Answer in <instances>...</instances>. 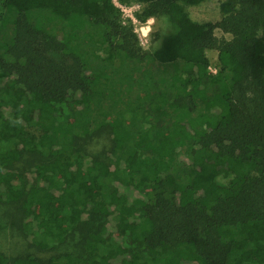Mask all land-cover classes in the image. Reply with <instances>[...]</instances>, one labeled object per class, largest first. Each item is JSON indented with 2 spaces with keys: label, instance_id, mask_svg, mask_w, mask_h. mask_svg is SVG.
Wrapping results in <instances>:
<instances>
[{
  "label": "trees",
  "instance_id": "obj_1",
  "mask_svg": "<svg viewBox=\"0 0 264 264\" xmlns=\"http://www.w3.org/2000/svg\"><path fill=\"white\" fill-rule=\"evenodd\" d=\"M203 1L143 0L151 54L110 0H0V264H264V0Z\"/></svg>",
  "mask_w": 264,
  "mask_h": 264
},
{
  "label": "rangeland",
  "instance_id": "obj_2",
  "mask_svg": "<svg viewBox=\"0 0 264 264\" xmlns=\"http://www.w3.org/2000/svg\"><path fill=\"white\" fill-rule=\"evenodd\" d=\"M187 11L195 22L205 26L208 24H214L221 18L219 2L217 0H205L198 6L188 7ZM173 31L174 28L168 20L166 28H161L160 31L154 33V47L147 52L153 54V51L158 47V45L155 44L156 40L161 42L163 38L171 34ZM216 35L217 37L224 36L219 30L216 31ZM225 37L230 38L229 35H226ZM207 57L210 59L211 68L214 69V71L211 72H216L218 52L215 50L207 51ZM5 215H9V213L0 206V249L10 254L32 253V249L28 246L27 240H25L21 233L17 231L16 226H12L13 218H5Z\"/></svg>",
  "mask_w": 264,
  "mask_h": 264
},
{
  "label": "clouds",
  "instance_id": "obj_3",
  "mask_svg": "<svg viewBox=\"0 0 264 264\" xmlns=\"http://www.w3.org/2000/svg\"><path fill=\"white\" fill-rule=\"evenodd\" d=\"M111 5L119 12L116 23L125 29H130L132 35L137 39V45L144 51H149L154 47L153 35L161 28L167 27L168 18L166 16H147L143 20L139 17L143 14V0H110ZM161 42L156 40L155 44ZM209 71H214L211 67ZM14 126L22 124V119L10 121Z\"/></svg>",
  "mask_w": 264,
  "mask_h": 264
},
{
  "label": "built area",
  "instance_id": "obj_4",
  "mask_svg": "<svg viewBox=\"0 0 264 264\" xmlns=\"http://www.w3.org/2000/svg\"><path fill=\"white\" fill-rule=\"evenodd\" d=\"M213 73H215V72H213Z\"/></svg>",
  "mask_w": 264,
  "mask_h": 264
}]
</instances>
